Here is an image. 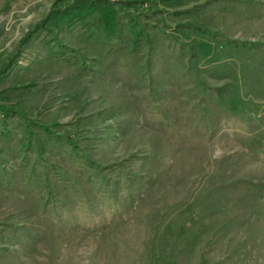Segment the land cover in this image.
Masks as SVG:
<instances>
[{
  "label": "rangeland",
  "instance_id": "obj_1",
  "mask_svg": "<svg viewBox=\"0 0 264 264\" xmlns=\"http://www.w3.org/2000/svg\"><path fill=\"white\" fill-rule=\"evenodd\" d=\"M0 107V264H264V0H0Z\"/></svg>",
  "mask_w": 264,
  "mask_h": 264
},
{
  "label": "trees",
  "instance_id": "obj_2",
  "mask_svg": "<svg viewBox=\"0 0 264 264\" xmlns=\"http://www.w3.org/2000/svg\"><path fill=\"white\" fill-rule=\"evenodd\" d=\"M1 108V107H0ZM3 109V108H2Z\"/></svg>",
  "mask_w": 264,
  "mask_h": 264
}]
</instances>
